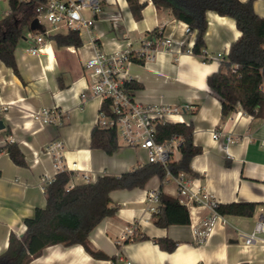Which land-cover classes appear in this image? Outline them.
Segmentation results:
<instances>
[{
  "label": "crops",
  "instance_id": "crops-1",
  "mask_svg": "<svg viewBox=\"0 0 264 264\" xmlns=\"http://www.w3.org/2000/svg\"><path fill=\"white\" fill-rule=\"evenodd\" d=\"M5 1L0 0V18L10 12V7L1 9ZM140 1L147 4L142 19L136 20L126 0H103V12L94 28L97 43L107 52L139 49L144 41L158 39L155 28L162 40H174L170 50L160 49L152 59L129 66L131 78L142 85L132 94L141 102L189 106L178 122H193L194 143L203 148L191 160L199 176H190V185L203 188L218 203L257 202L256 211L251 217L215 216L205 239L199 241L195 229L213 216L212 209L180 196L178 184L168 181L163 193L179 198L182 206L169 209L171 224L159 227L152 221L153 203L147 200L149 192L160 190L161 179L155 175L144 188L113 191L118 211L105 217L90 233L94 248L115 261L96 259L79 244H57L47 247L30 264H116L120 259L131 264H264V243L246 244L239 234L252 232L264 209V106L258 116H253L238 105L223 118L220 98L207 82L210 74L225 70L222 60L241 32L234 19L207 12L204 38L209 60L205 61L203 56L188 51L193 48L196 33H186V22L174 18L169 10H158L152 0ZM254 8L264 16V0H255ZM35 35L28 32L16 49L20 76L0 61V120L4 123L0 146L12 138L27 162L26 166L17 165L4 147L0 151V254L8 248L12 233L18 238L24 235L25 219L33 216L37 207L46 205L42 177L44 173L54 175L55 169L53 160L42 150L54 138L63 140L66 160L76 162L94 180L104 173L120 174L147 162L146 152L140 149L122 145L109 155L91 148V131L98 121L101 99L93 96L81 103L87 85L84 63L94 50L90 38L81 35L83 43L75 47L59 46L49 37L34 55L28 48L34 45ZM218 53L223 54L221 58ZM44 107L62 110L63 124H43L32 116L31 111ZM81 173L74 171L72 182H83ZM132 223L137 224L138 234L119 243L125 227ZM144 235L149 239H143ZM159 237L175 240L176 249H161L154 240Z\"/></svg>",
  "mask_w": 264,
  "mask_h": 264
},
{
  "label": "trees",
  "instance_id": "trees-1",
  "mask_svg": "<svg viewBox=\"0 0 264 264\" xmlns=\"http://www.w3.org/2000/svg\"><path fill=\"white\" fill-rule=\"evenodd\" d=\"M42 0H8L10 12L0 18V61L13 69L20 76L16 49L26 37V31L33 34L44 32V28L31 29L36 18V6ZM136 20L142 19L146 2L126 0ZM255 0H152L158 10H169L172 16L188 24L195 32L192 52L205 56V32L208 26L207 12L214 11L221 16L235 20L240 36L231 43L229 53L222 60L218 71L207 77L211 91L222 104V117L235 111L238 105L248 114L259 115L264 106V16L254 8ZM154 31L161 38L158 28ZM59 46L82 45L78 31L56 33L50 36ZM204 59H207L206 57ZM136 62H142L137 60ZM128 89L135 90L141 84L130 80L125 83ZM105 107V108H104ZM108 109V104L103 105ZM180 138L181 157L170 162L169 167L174 176L184 173L197 177L199 174L191 167L194 156L202 153L203 148L194 143L193 122H162L157 127V140L167 142ZM91 148L102 149L107 154H114L122 144L115 128L102 127L98 123L91 131ZM4 148L14 163L26 166L25 155L17 142H8ZM230 164V163H228ZM166 169L160 163L146 162L134 169L120 174L104 173L93 182H81L68 188L73 172H62L45 186L46 205L37 207L31 217L25 219L26 232L20 238L10 235L8 248L0 254V264H30L41 256L44 250L52 245H82L96 259H113L101 250L94 248L90 241L91 231L108 216H114L119 205L111 193L119 189L144 188L150 179L157 175L161 179L160 202L158 210L153 212L152 221L159 227L171 224L169 209L182 206L179 198L163 193L167 182ZM257 202L240 201L216 203L215 210L219 215L251 217L254 215ZM149 239V236H142ZM161 249L174 251L177 242L169 237L154 239Z\"/></svg>",
  "mask_w": 264,
  "mask_h": 264
},
{
  "label": "built area",
  "instance_id": "built-area-1",
  "mask_svg": "<svg viewBox=\"0 0 264 264\" xmlns=\"http://www.w3.org/2000/svg\"><path fill=\"white\" fill-rule=\"evenodd\" d=\"M89 9V14L84 12ZM103 12V0H42L36 6V18L44 32L35 35L34 45L28 48L31 54H38L47 39L56 33L65 31H78L80 35H87L93 45V53L85 61V77L87 85L81 94V103H85L90 97L97 96L101 99V107L98 114L97 123L102 127L115 128L119 137L122 139V145L146 152L147 162L160 163L166 169V179L178 184L180 196H186L190 201L205 204L212 209L213 216L208 218L195 229L199 241H203L210 231L215 216L219 215L215 210L216 200L208 195L203 188L193 189L190 183V176L181 173L174 176L170 170V162L180 159V138H172L167 142L157 140V127L162 122H178L182 118L181 113L189 109V106L180 107L176 104L141 102L132 94V90L125 86L127 81L132 80L129 74V66L137 60L146 61L153 58L155 51L160 49L170 50L174 46V40L166 37L163 40L158 38L146 40L141 48H124L107 52L97 43L94 28L97 19ZM42 18L46 19L49 27L42 23ZM186 33H191L189 26L185 29ZM188 51H192L188 48ZM205 56L209 60L208 54ZM222 53L217 57L221 58ZM108 104V109L103 105ZM32 116L43 124L61 125L64 122V112L57 107L41 108L31 111ZM214 136H218L214 134ZM228 140H233L228 137ZM14 142L9 139L0 146V151L8 143ZM64 142L60 138H54L48 142L42 152L53 160L55 174L49 176L44 173L42 183L44 187L51 183L57 174L62 172H74L82 170L80 174L83 182H93L94 176L87 170H83L76 162L69 163L64 153ZM73 177V175H72ZM68 185V188L74 186V182ZM147 200L153 203L150 210H158L160 202V190L149 192ZM138 234V226L132 223L125 227L120 235L118 242L134 239ZM240 236L246 244L254 242L264 243V209L260 220L255 225L252 232L241 231ZM116 264H131L129 260L120 259Z\"/></svg>",
  "mask_w": 264,
  "mask_h": 264
},
{
  "label": "rangeland",
  "instance_id": "rangeland-1",
  "mask_svg": "<svg viewBox=\"0 0 264 264\" xmlns=\"http://www.w3.org/2000/svg\"><path fill=\"white\" fill-rule=\"evenodd\" d=\"M2 11H4V9H9V4H8V1H5V3L2 5ZM84 12L86 13V14H89L90 12H89V9H85L84 10ZM42 23L46 26V27H49V23H48V21L46 20V19H44V18H42ZM29 31L27 30L26 31V34L28 33ZM119 141H120V143L122 144V139L119 137Z\"/></svg>",
  "mask_w": 264,
  "mask_h": 264
},
{
  "label": "water",
  "instance_id": "water-1",
  "mask_svg": "<svg viewBox=\"0 0 264 264\" xmlns=\"http://www.w3.org/2000/svg\"><path fill=\"white\" fill-rule=\"evenodd\" d=\"M42 26L41 24L39 23V20L38 18H35L32 23H31V29L32 30H35V29H41ZM4 128V123L2 120H0V129Z\"/></svg>",
  "mask_w": 264,
  "mask_h": 264
},
{
  "label": "bare ground",
  "instance_id": "bare-ground-1",
  "mask_svg": "<svg viewBox=\"0 0 264 264\" xmlns=\"http://www.w3.org/2000/svg\"><path fill=\"white\" fill-rule=\"evenodd\" d=\"M178 119H180V117H177Z\"/></svg>",
  "mask_w": 264,
  "mask_h": 264
}]
</instances>
